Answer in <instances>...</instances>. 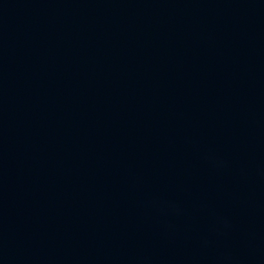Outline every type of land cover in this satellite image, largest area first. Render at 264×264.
Listing matches in <instances>:
<instances>
[{
    "label": "water",
    "instance_id": "water-1",
    "mask_svg": "<svg viewBox=\"0 0 264 264\" xmlns=\"http://www.w3.org/2000/svg\"><path fill=\"white\" fill-rule=\"evenodd\" d=\"M0 264H264V0H0Z\"/></svg>",
    "mask_w": 264,
    "mask_h": 264
}]
</instances>
